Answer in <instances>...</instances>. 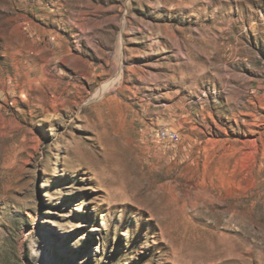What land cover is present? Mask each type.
<instances>
[{
    "label": "rangeland",
    "instance_id": "374dc122",
    "mask_svg": "<svg viewBox=\"0 0 264 264\" xmlns=\"http://www.w3.org/2000/svg\"><path fill=\"white\" fill-rule=\"evenodd\" d=\"M0 264H264V0H0Z\"/></svg>",
    "mask_w": 264,
    "mask_h": 264
},
{
    "label": "built area",
    "instance_id": "2783aa9c",
    "mask_svg": "<svg viewBox=\"0 0 264 264\" xmlns=\"http://www.w3.org/2000/svg\"><path fill=\"white\" fill-rule=\"evenodd\" d=\"M159 131L163 134L169 135V139L177 140V131L166 127L161 128Z\"/></svg>",
    "mask_w": 264,
    "mask_h": 264
},
{
    "label": "bare ground",
    "instance_id": "6f19581e",
    "mask_svg": "<svg viewBox=\"0 0 264 264\" xmlns=\"http://www.w3.org/2000/svg\"><path fill=\"white\" fill-rule=\"evenodd\" d=\"M160 135H161L162 138H167V137H169V135H167V134H163V133H161V132H160Z\"/></svg>",
    "mask_w": 264,
    "mask_h": 264
}]
</instances>
